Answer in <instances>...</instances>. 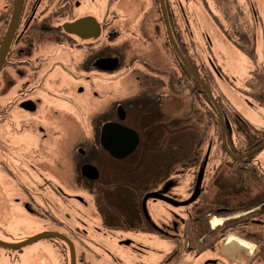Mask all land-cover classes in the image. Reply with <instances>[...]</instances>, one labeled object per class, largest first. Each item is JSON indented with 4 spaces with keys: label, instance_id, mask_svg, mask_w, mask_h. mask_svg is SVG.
Wrapping results in <instances>:
<instances>
[{
    "label": "flooded vegetation",
    "instance_id": "flooded-vegetation-1",
    "mask_svg": "<svg viewBox=\"0 0 264 264\" xmlns=\"http://www.w3.org/2000/svg\"><path fill=\"white\" fill-rule=\"evenodd\" d=\"M115 1L119 0L110 3ZM154 1L158 15L155 29L164 32V43L173 54V95L180 97L183 85L193 93L204 92L191 71L202 79L197 63L205 57L210 79L214 81L216 74L224 81L218 84L217 96L230 103L229 110L221 112L227 149L216 113L219 161L223 162L209 169L206 191L200 185L197 197L184 205L195 204L191 232L195 245L199 247L206 238L212 242L207 249H195L187 255L197 260L206 251L209 257L198 264H221L217 237L223 239L228 234L220 251L223 258L233 264L249 263L254 246L235 237L241 236L256 244V254L250 261L256 257L255 263L264 264L260 257L264 252V89L258 92L255 104L245 93L247 80L254 78L258 69L263 68L260 75H264V55L261 62L255 60L257 41L264 54V21L260 5L258 11L255 9L258 0L235 4L231 20L224 8L228 0L191 2L211 17L231 54L240 53L246 60L244 90L222 69L223 62L215 56L208 37L209 26L206 29L198 11L188 9L194 21L185 24L195 40L187 46L178 34L181 28L170 0ZM178 2L183 13L185 6L181 0ZM116 20L117 10L104 6L103 0H0V258L5 257L8 264H21L24 248L39 242L55 253L56 264H72L71 247L74 264L77 259L80 264H91L90 257L108 253L102 243L105 238L126 252L141 253L146 247L134 237L153 233L171 241L185 235L181 216L171 225L164 224V228L149 216L148 200L167 202L148 198V217L142 206L144 195L153 191L175 200L169 194L174 187L169 175L146 192V172L141 183L138 174L140 168L146 170V130L159 127L160 119L167 122L162 114L165 94L157 89L120 91L119 71L131 65H124V54L114 43ZM244 22V28L240 27ZM189 47L202 48L201 55L195 50L197 59L190 57L185 52ZM139 65L146 70V61ZM227 83L238 93L234 95L235 104L225 96ZM241 95L245 104L238 98ZM248 110L258 117L257 122L250 121ZM181 119L175 118L177 126ZM107 125L116 131L122 127L136 132L134 149L117 156L114 153L122 148L109 137L112 147L115 145L110 152L105 145L108 137L103 136ZM214 147V139L209 140L203 160L196 165L194 185L202 166L203 182L206 165L214 159ZM129 180L140 189L133 208L121 193ZM203 193L209 200L207 211L199 210ZM206 222L212 228L205 232ZM33 225L40 227L25 229ZM31 261L54 264L44 251L37 252ZM160 264H183V260L181 255L173 260L168 252Z\"/></svg>",
    "mask_w": 264,
    "mask_h": 264
},
{
    "label": "rangeland",
    "instance_id": "rangeland-1",
    "mask_svg": "<svg viewBox=\"0 0 264 264\" xmlns=\"http://www.w3.org/2000/svg\"><path fill=\"white\" fill-rule=\"evenodd\" d=\"M178 1L179 0H170V4L173 5L172 9L174 11V18L176 19L177 25L178 27L181 28V31L178 34L179 36L181 35L182 41H184V43L187 46H189L188 44H190V42L193 43L192 39L195 40L194 37L193 38L190 37V35L192 36V33H190L189 31L190 28L187 27L185 23L187 21L188 22L191 21L193 19L192 18L193 13H195V11L196 12L198 11L201 17V22H203L206 25V29L207 26H209L208 37L212 41L214 52L216 54L215 56L219 57L220 60H222L223 62V65H221L222 69L235 79L237 83L236 86L240 88V90H244L246 86L245 84H243L242 80H243V75L247 70L246 66L248 64L246 63V60L242 58L240 53H236V55L231 54L230 49L228 48L229 45L225 44L222 41V38L219 37L221 36L220 32L217 30L216 27H213L214 23L212 22L211 17L207 13H205L203 9L199 8L200 10H198L197 7L193 6V3L191 4V2H193L194 0H181L183 6H185L183 13L179 8ZM208 1L210 2V0ZM228 1L229 2L224 3L225 6L224 8L226 10V13L228 14V18L231 20V18H233V15L231 13L235 10L234 9L235 4L241 3L242 0H228ZM184 2H186V5ZM103 5L104 6L108 5L110 9L115 8L117 10V20L115 21L114 24L115 26H117L118 33H117V37H115L114 43L117 46H119L121 52L124 54L125 57L124 65L125 64L131 65L128 69H122L119 71L118 74L119 82L122 83V85H119L120 91L126 92V90H131V92L136 93V91L139 92L143 90L149 91V90L157 89L156 91L159 90L161 93L165 94L163 97L164 111L162 114H165L167 119H175L177 116L179 118L185 117L189 115V112L191 110L193 117L191 122L197 123L201 120V124H199L200 126L199 129H201V127L206 128L208 126L207 139L203 145V151L201 152L202 156L200 158V163L203 160V156L207 149V142L211 139H214V144L216 145V147L213 148L214 159L211 161L209 160L205 168L204 178L201 184V187L205 188L204 185L206 184L207 181L208 171L213 165L219 162V158H220L219 146L221 143L220 141H218V137H217V131H219L217 130L218 129L217 117L215 114H211L212 112L210 113V108L203 101V99L199 98L196 92L195 93L191 92L189 88H187V86L183 85L182 95L180 97H176L173 95L175 93V88H176L174 85L173 72L171 71V67L174 66L173 65L174 61L172 60L173 54L171 52V49L164 43V39H165L164 32L160 28L159 31H156L155 29L158 18V15H156L157 12L156 8L154 7L155 1L154 0H119L111 4L110 0L109 1L103 0ZM259 5H260V10H259L260 17L262 16V20L264 21V1L263 0L257 1L255 7L257 11L259 9L258 7ZM188 9L192 10L193 13H191V11H189ZM146 13H147V18H146ZM143 16H145V18ZM143 18L145 23L140 26L139 23ZM230 20L229 23L228 22L227 23L230 24V29H231L232 23ZM244 25L245 22L240 27L244 28ZM146 26L148 28V32H146ZM263 38H264V31H263ZM199 40L202 42L204 41V39L200 37ZM220 41L222 42V44L219 43ZM259 42L260 41H257L256 43L255 60L261 62L263 60L264 54L261 48L262 44H260ZM195 44L198 45V41L195 42ZM195 50H197L198 54L201 55L202 48L190 49L189 47L185 49V52L190 57L194 56L197 59L198 54L195 53ZM232 57H235L236 59H232ZM133 59L134 61H132ZM205 59L206 58L204 57L202 61L197 60L198 72L200 73V76H202L208 82L214 96L218 100V103L219 105H221L222 109H225V111L229 110L230 103L225 99H223L221 95L219 97L217 96V90H219L218 84L220 85L224 83V81L221 80L219 77H217L216 74H214L215 76L214 78H216L214 81L210 79L211 71L209 65L206 62L207 59L206 60ZM143 61H146V70L139 65V63L141 64V62ZM261 73H263V68L258 69V72H256L257 75L256 76L254 75V78L250 77L247 80L248 84L245 93L246 95L249 96L247 99L251 101L252 104L257 103V94L260 90L264 89V75H260ZM135 77H138V79H135ZM224 93L225 96L229 98L232 104L236 103L234 95L237 96L238 93L234 91L228 85V83L226 84V90H224ZM238 98L239 100H241V104H245V101L243 100L245 98L244 96L241 95V97L238 96ZM249 111L251 110H248L247 114L250 121L257 122L258 117L256 115L254 116L252 111L251 112ZM158 119L160 118H157V120ZM159 121H160L159 124H161L162 126L167 123L164 118L160 119ZM165 126L168 128L170 127L168 124H166ZM146 133H148V136L150 135V132H146ZM180 141L182 142V136L180 138ZM155 157L165 158V155L152 151L151 153L148 154V156H146V161L147 162L153 161L155 160ZM197 166L182 167L180 171L177 170L179 167H176L177 168L176 170L175 169L170 170L169 176L172 179V181H174L173 183L174 187L170 189L169 194L175 197V200L185 201L190 197L189 195L194 185ZM162 181H160V183L155 187H158L162 183ZM146 208L152 220L158 226L163 228L165 226L164 224L171 225V222L175 219L178 220L179 218L177 217L179 216L185 218L186 216L185 213L187 210L186 209L187 206L175 207L157 200L156 201L148 200L146 204ZM217 220H219V222H222L221 218L220 219L218 218ZM36 227H40V226L33 225V226L25 227V229L27 230L32 228L35 229ZM211 228H212L211 223H207V222L204 223L205 232L208 231V229L211 230ZM200 236L201 235H199L198 237ZM228 236L230 235L227 234L223 239L219 240L216 246L219 256L222 258L221 264H227V263L233 264L220 255V251L222 250L224 241ZM235 237L238 239L245 240L254 246V251L251 255L253 259L254 255L256 254V244L253 243L251 240L245 239L244 237L241 236H235ZM133 239L142 242L143 245L146 247V249L143 250V252L141 253H131L130 251L126 252L127 250L116 246L114 241L110 242L109 238H105L103 239L102 243L105 245V249L108 250V253L107 252L103 253L98 257H90L89 259L91 261V264H160L161 262H163L165 255L168 252H170L172 249V242L169 239L161 238L153 233H146V236L134 237ZM206 239H210V238H206ZM40 251H44L47 255H49V258L53 261L54 264H56L55 253L50 249H48V247L42 242L35 243L32 246H28L24 248V252L22 254L23 260L21 264H33L31 258L37 252ZM209 255L210 253L205 251L201 255L197 256L196 258L197 260H195L194 258L191 259V255H187L184 259H182L183 264H198L199 262L197 261H200L206 257L208 258ZM260 257L263 258L264 261V252L261 254ZM255 258L253 262L249 260L248 264H257L255 263L256 260ZM3 259H5V257L0 258V263L8 264ZM224 259L227 261V263H225ZM218 260L220 261V258ZM75 261L76 264H80L78 263V259ZM18 263L19 261L16 262V264Z\"/></svg>",
    "mask_w": 264,
    "mask_h": 264
},
{
    "label": "trees",
    "instance_id": "trees-1",
    "mask_svg": "<svg viewBox=\"0 0 264 264\" xmlns=\"http://www.w3.org/2000/svg\"><path fill=\"white\" fill-rule=\"evenodd\" d=\"M201 80L211 90L208 82L203 78ZM199 89H201V86H199ZM197 96L202 98L203 101L209 106L210 113L212 112L211 114L216 115L215 108L207 98L206 94L204 92H197ZM220 110L221 112L223 110L221 105ZM192 119V111L190 110L189 115L182 117L180 126L176 125L175 119H167L168 121L166 124L170 126L169 128L166 127L165 124L163 126L160 125L157 128H153L152 130H146V132H150L149 136L148 133H146V156H148V154L152 151L165 155V158L155 157V160L153 161H146V170L140 168V171L138 172V174H140L139 183L142 182L143 173L146 172V192L152 188H155V186L158 185L160 181H162L164 178H167L170 170H176V167L181 169L182 167L196 166L200 162L203 145L207 139L208 126L206 128L201 127V129H199L201 120L199 119L200 121L197 122V124L195 122H191ZM181 136L182 142L180 141ZM217 136H219V131H217ZM176 138L178 139L176 140ZM219 162H223V160H220ZM220 166H222V164H220ZM207 185L208 182L206 181V184L204 185L205 191L207 189ZM123 188L124 190H122L121 193L123 194L124 198L127 197V200H129V203L133 208V202L139 197L138 193L140 192V189L135 186L131 180L126 182ZM208 203L209 200L207 198V193H203V197L198 203L199 210L203 209L207 211L209 207ZM186 209V216L185 218L182 217L184 219L182 231L185 235L180 240L171 239L172 249L170 251V255L173 260L179 255H181L182 259H184L189 252L194 251L195 249H199V251L205 250L212 242L210 238L205 239L203 243L199 245V247L195 245L194 240L191 238L193 227L192 220L196 214L195 204H189ZM219 240H221V237H217V243ZM213 241L215 242L216 239Z\"/></svg>",
    "mask_w": 264,
    "mask_h": 264
},
{
    "label": "water",
    "instance_id": "water-1",
    "mask_svg": "<svg viewBox=\"0 0 264 264\" xmlns=\"http://www.w3.org/2000/svg\"><path fill=\"white\" fill-rule=\"evenodd\" d=\"M80 21H78L77 23H79ZM170 36V34H169ZM170 40L171 36H170ZM173 42V41H172ZM172 47L173 49H175L176 51H178L177 47L174 45V43H172ZM187 68L191 71L190 67L188 64H186ZM191 73L194 75V77L196 78V80L201 84L205 94L207 95L209 101L212 103V105L214 106L216 113L218 115L220 124H221V136H222V143L224 144V147L227 149L226 143H225V139H224V129H223V121H222V115H221V110L218 106V103L216 101V99L214 98L213 94L210 92V90L208 89V87L202 82V80L196 75L194 74L192 71ZM117 128V127H114ZM103 132H104V137H108L107 139V143L105 144L107 147V149H109V151L111 152L112 148L115 147V145L110 144V139L109 137H112V139L116 140V144L117 146L121 149V151L119 152H115L114 151L112 153H114L117 156H122L125 155L127 153H129L130 151H132L134 149V147L137 144L138 141V137L136 132H134L133 130L130 129H126V128H122V127H118L117 131L116 130H112V125H107L103 128ZM113 134V136L111 135ZM130 140V141H129ZM130 142V143H129ZM112 147V148H111ZM117 153V154H116ZM237 158V156H234ZM203 171V166L201 168V170L199 171L196 181H195V185H194V189L192 194L190 195V197L185 200V201H175L172 198L166 197L165 195H163L162 193H159L157 191H153V192H148L144 195V197L142 198V206L144 208V212L147 215V211L145 210V201L148 198H154V199H159L162 201L167 202L168 204L172 205V206H184L187 205L188 203L192 202L198 195L199 191H200V185L202 182V172ZM27 242H24V244ZM71 263L74 264V252H73V248L71 247Z\"/></svg>",
    "mask_w": 264,
    "mask_h": 264
},
{
    "label": "bare ground",
    "instance_id": "bare-ground-1",
    "mask_svg": "<svg viewBox=\"0 0 264 264\" xmlns=\"http://www.w3.org/2000/svg\"><path fill=\"white\" fill-rule=\"evenodd\" d=\"M215 224V223H214Z\"/></svg>",
    "mask_w": 264,
    "mask_h": 264
}]
</instances>
